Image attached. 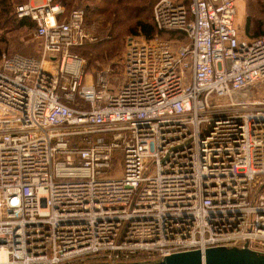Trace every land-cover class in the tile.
<instances>
[{"label": "built area", "instance_id": "obj_1", "mask_svg": "<svg viewBox=\"0 0 264 264\" xmlns=\"http://www.w3.org/2000/svg\"><path fill=\"white\" fill-rule=\"evenodd\" d=\"M14 12L40 47L0 57V264L264 253V99L234 95L264 79V33L240 31L236 0H156L174 34L131 37L118 82L73 50L83 7Z\"/></svg>", "mask_w": 264, "mask_h": 264}, {"label": "trees", "instance_id": "obj_2", "mask_svg": "<svg viewBox=\"0 0 264 264\" xmlns=\"http://www.w3.org/2000/svg\"><path fill=\"white\" fill-rule=\"evenodd\" d=\"M15 1V3H14ZM17 1V2H16ZM25 0H0V49L2 53L10 55L14 52H19L23 54L34 55V42L31 40H25L23 35L27 31H35L36 24L29 17H18L14 12V5ZM65 4V8L69 10L75 6H81L84 8L85 21H89V17L93 18L99 14H103V22H108L106 26L103 24L99 28L98 33L105 34V40H100L98 42H90L76 46L73 48L74 51L87 58L90 62L98 58H91V52H96L97 57H102L103 52H109L114 54L118 49V39L120 38L119 27L127 25L128 31L133 28L134 33H141L146 38L153 36L154 34H159L160 36L167 37L174 33L159 30L153 21V17L150 13V3L151 0H62ZM153 1V0H152ZM248 8V9H247ZM247 13L244 22V31L248 37H255L264 33V22L261 24L255 23V16L250 10L251 5L246 6ZM130 16L125 17V16ZM94 17V18H95ZM133 19L134 22L132 21ZM126 20H129L126 24ZM9 23V26H7ZM14 27V28H12ZM12 34H8V33ZM6 35V36H5ZM107 45L96 50L100 44L105 43ZM116 41V43L114 42ZM109 42V43H108ZM35 52V51H34ZM110 54V55H111ZM107 55V54H105ZM93 59V60H92ZM150 257L143 252H137L132 254L129 258L125 260H149ZM80 261H74L69 264H78Z\"/></svg>", "mask_w": 264, "mask_h": 264}, {"label": "rangeland", "instance_id": "obj_3", "mask_svg": "<svg viewBox=\"0 0 264 264\" xmlns=\"http://www.w3.org/2000/svg\"><path fill=\"white\" fill-rule=\"evenodd\" d=\"M156 0H151L150 3V13L152 15V10H153V4ZM17 2V1H16ZM58 2L62 3L64 6V2L62 0H58ZM15 3V1H14ZM250 4L251 5V11L253 12L256 20L255 23L256 24H261L262 21L264 22V0H236V5H237V15H236V22L239 23L240 25H242L243 23V16H242V11H241V6L242 8L244 7V16H246L247 13V9L246 6ZM130 16V14H129ZM128 14L125 17H129ZM95 15H93V18H91V16L89 17V21H86V26L89 30V33L93 36L92 39L87 40L84 44L86 43H92V42H98L100 40H105V36L103 34L98 33L99 28H101V25L103 24L104 26H106L108 24V22H103V18L104 15L103 14H99L97 15L95 18ZM135 19H133L132 21L134 22ZM129 20H126V24H128ZM9 26V23L8 25ZM14 28V27H12ZM119 32H121L120 34V38L118 39V49L114 52V54H111L109 52H103L102 57H97L96 52H92L89 51V53L91 52L92 54L90 55L91 58H98L96 60H93L92 62H90L87 58H85V70L87 72V74L89 75L90 73L94 76L95 73L98 70H102L105 67L109 66L111 67L114 72H113V81L114 82H118L122 77H123V71H122V55L123 52L126 48L127 42L128 40L132 37L133 39H145L146 37L141 34V33H134V29L132 28L131 31H128L127 25L124 26H120L119 28ZM5 29L0 31V35H2V31H4ZM9 35L12 34L11 32L8 33ZM6 36V35H5ZM23 38L25 40H31L34 42V51L33 54L34 55H39L38 50L40 47V40L35 36V31H27L24 35ZM149 38V37H148ZM105 43L100 44L97 48L93 49L96 50L98 48L104 47L107 45L106 41H104ZM116 43V41H114ZM109 43V42H108ZM2 52V49H0V54ZM107 54V55H105ZM111 54V55H110ZM245 94V95H243ZM234 95L237 96L239 99H248V100H260V99H264V79L263 80H259L253 84H250L249 86L245 87L242 90H238L234 92ZM237 98V99H238ZM262 105V104H260ZM121 171V170H120ZM104 258L102 256H99L97 254H88V255H83V256H79L76 258H72L69 260H66L60 264H69L72 263L74 261H80V263L78 264H83L86 262H100V261H104Z\"/></svg>", "mask_w": 264, "mask_h": 264}, {"label": "water", "instance_id": "obj_4", "mask_svg": "<svg viewBox=\"0 0 264 264\" xmlns=\"http://www.w3.org/2000/svg\"><path fill=\"white\" fill-rule=\"evenodd\" d=\"M83 264H264V253L244 246L214 245L176 251L161 258L131 261H100Z\"/></svg>", "mask_w": 264, "mask_h": 264}, {"label": "crops", "instance_id": "obj_5", "mask_svg": "<svg viewBox=\"0 0 264 264\" xmlns=\"http://www.w3.org/2000/svg\"><path fill=\"white\" fill-rule=\"evenodd\" d=\"M241 11H242V16H243V23H242V25H240V24L237 23V22H236V23H237V25L239 26L240 31H241L244 35L248 36V35L245 33V31H244L245 16H244V7L242 8V6H241ZM89 76H90V74L88 75L87 78H89Z\"/></svg>", "mask_w": 264, "mask_h": 264}]
</instances>
